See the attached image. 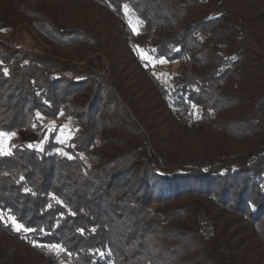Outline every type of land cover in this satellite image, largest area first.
<instances>
[{"label":"trees","instance_id":"obj_1","mask_svg":"<svg viewBox=\"0 0 264 264\" xmlns=\"http://www.w3.org/2000/svg\"><path fill=\"white\" fill-rule=\"evenodd\" d=\"M2 1L51 51L0 34V133H78L0 148V264H264V0Z\"/></svg>","mask_w":264,"mask_h":264},{"label":"rangeland","instance_id":"obj_2","mask_svg":"<svg viewBox=\"0 0 264 264\" xmlns=\"http://www.w3.org/2000/svg\"><path fill=\"white\" fill-rule=\"evenodd\" d=\"M30 0H3L2 5L3 7H8L10 5H13L14 7L22 6V4L26 3ZM124 26H126L127 30H132L134 32L138 31V28L140 26L139 22L135 20L134 15L130 14L127 16V19L123 21L122 23ZM8 25V24H7ZM11 26V24H10ZM27 31V33H26ZM0 34H2L0 32ZM3 35V34H2ZM2 39L6 41H19L18 44L23 45L24 47H28L29 49L36 48L38 50H41L43 52H50L51 47L48 45H45L40 41V39L37 38V36L30 32L25 26L19 25L16 29H12L7 35L1 36ZM255 46V44L253 45ZM26 47V48H27ZM257 48V44L254 47ZM37 52V51H36ZM40 54V52H38ZM90 58L92 59L93 56L90 55ZM144 60H149L151 64V69L154 71L158 77L161 79H164L165 76L168 73L175 72V64L171 65L170 68L165 67V63L162 61L155 62L149 57H142ZM106 63V62H104ZM84 64H81L80 66L83 67ZM38 118V128L39 130H45L47 132L44 141L37 142L35 133L33 134H27V133H21L20 135L15 134H2L0 133V148L3 153H7L13 145L17 144L18 142L22 141L23 143L27 144L28 146L31 145V147L42 149L43 142H45L49 134L52 132L56 133V143L58 145H64L66 144L70 139L75 137L78 133L77 131V124L74 120H72L70 117H67L65 113H61L57 116V118H43L39 115ZM181 132V131H180ZM179 132V133H180ZM215 131L207 128V127H201L198 125H195L194 128H191V130L188 132H184V135L177 134L176 138H180L181 142L183 143V153H196V155H204L206 152L210 149H212L211 142H214L216 145H219V147L222 145L226 146L225 143H218L216 137H215ZM229 144V142L227 141ZM220 147V148H222ZM213 150V149H212ZM211 150V151H212ZM57 153L60 156L65 155V153L58 149Z\"/></svg>","mask_w":264,"mask_h":264},{"label":"snow or ice","instance_id":"obj_3","mask_svg":"<svg viewBox=\"0 0 264 264\" xmlns=\"http://www.w3.org/2000/svg\"><path fill=\"white\" fill-rule=\"evenodd\" d=\"M162 62H163V61H162ZM5 74H7V73L5 72ZM38 117H39V114H38ZM30 147H31V145H30ZM10 219L12 220V223L14 224L15 229H16L17 231H21V230H23V231H31V229L23 228L22 225L16 223L15 220H14V218H10ZM52 247H55V246H52ZM58 251H62V249H58Z\"/></svg>","mask_w":264,"mask_h":264}]
</instances>
